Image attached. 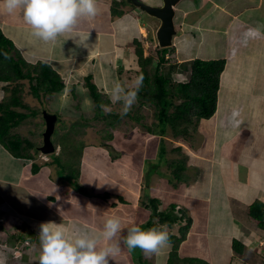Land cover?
Segmentation results:
<instances>
[{
	"label": "crops",
	"instance_id": "0c3cea01",
	"mask_svg": "<svg viewBox=\"0 0 264 264\" xmlns=\"http://www.w3.org/2000/svg\"><path fill=\"white\" fill-rule=\"evenodd\" d=\"M99 3L101 0H97V7ZM124 8L126 13L119 17L110 11L81 19V27L47 43L31 34L21 12L19 17L7 16L0 7V27L28 61L51 63L71 88H75V76L92 75L97 83L95 78L102 79L107 72V80L98 85L109 95L110 88L105 85L109 80L120 82L118 69L122 60L125 64L133 55L134 39L144 40L142 28L150 31V23H154H140L141 13ZM176 22L181 32L175 37L171 57L162 65L163 74L188 80L194 58H225L215 114L201 119L197 130L187 138L176 140L168 135L159 139L157 151L164 144L166 160L153 171L150 185L140 184L141 189L134 185L136 180L124 188L121 164H130L127 159L118 162L117 170L96 169L92 185H86L82 178L85 185L76 190L70 188L67 178L55 172L56 178L55 173L46 171L50 164L32 172L28 159L14 156L0 142V238L4 245L16 237L22 244H35L39 262L40 225L48 222L63 225L69 234L75 229L86 230L101 246L106 245L109 242L102 230L109 217L118 216L125 229L133 224L148 228L153 209L145 203V197L160 199V209L175 204L192 217L188 234L180 244L181 257L209 264H241L236 258H242V254L234 251L233 241L238 239L247 245L250 238L261 240L263 234L258 229L262 228L250 217L249 206L256 199L264 201V0H184L178 7ZM76 28L87 30L86 36L75 37ZM250 28H258L261 35L250 38L245 45L244 33ZM125 70L124 74H130L129 69ZM2 86L0 82V101ZM173 143L183 146L187 154L183 179L178 182L166 176L168 147ZM158 158L159 154L152 155L150 163H160ZM84 161L83 157L82 165ZM144 173L145 166L138 179ZM101 176L107 184H113L110 197H106L107 184L99 182ZM179 227L178 223L172 230L178 233ZM125 235L126 231L121 240ZM214 243L221 244L220 248L215 249ZM171 247L147 256L142 251L129 253L121 243L120 253L109 264H140V260L144 264H167ZM15 253L23 260L28 258L27 253Z\"/></svg>",
	"mask_w": 264,
	"mask_h": 264
},
{
	"label": "rangeland",
	"instance_id": "374dc122",
	"mask_svg": "<svg viewBox=\"0 0 264 264\" xmlns=\"http://www.w3.org/2000/svg\"><path fill=\"white\" fill-rule=\"evenodd\" d=\"M112 1L115 0H107L106 5L104 4L105 0H101V3H99L100 6H98V13L100 15L110 13L111 5L113 3ZM146 1H150V3L154 2L155 4L160 0ZM138 9L140 10V8ZM5 14L8 16V13L5 12ZM13 15L19 17L20 11L9 14V16ZM146 20L153 21L155 24H150V35L148 38H145L148 43L145 41L143 42L144 44H142L145 47L144 55L150 53V56L156 57L158 48L156 40L153 37V29L158 23V20L151 17L145 12L143 14V18L141 17L139 22L144 23ZM98 22L105 23L106 21L100 20ZM78 26L81 27L80 24H78L76 27ZM179 32H181V30H179ZM80 34H82V36H86L87 30L83 28H76V32L74 33L75 37L79 36ZM134 51L135 46L133 44V47L131 48V52L133 55H131L130 60L126 62L128 64L127 69H129L130 74H125V77L130 82L127 83L129 85H132L136 78L139 76V73L138 75H136V70H140V66L137 63V55ZM122 64L123 60L120 65ZM125 64H123V66ZM153 73L154 70L152 73H150V79L154 78ZM97 75H100V73H97ZM107 77L108 75L106 72L102 79L95 78L97 81V85H100V83L103 85L102 82H105L107 80ZM171 80L177 82V79L173 78ZM74 81L75 88H71V84H66L63 90L57 93L50 92L44 87L40 88L39 93H34L32 91V88L30 87V83L28 80L13 83L10 89H14L17 83H22V91H20L19 94L21 96V101L23 104L21 106H15L14 108H16L18 111L27 112L29 114L27 118L19 123V125L14 126L10 129V133L12 135L10 136L32 140L37 146L36 154L33 150H31V152L34 154L35 160L39 161L38 163L42 166L44 164L51 163L47 166L46 171H50V173L52 174L57 171L58 174L61 173L62 176L64 173H69L70 175H72L73 181L70 178L67 179L69 181L70 188L73 186V188L75 189V184H79L80 186L85 184L91 186L93 179L92 175L94 176L95 173L97 175L96 169L102 168L103 172L105 170H117L118 165L120 167V164H118V162H121L124 155H131L133 157L130 164H121V173L123 177L124 188L128 189L130 186V182L133 180L137 181L134 185L138 187V189H141V185H145V181L149 186L150 178L153 174V167L150 164V158L152 155L154 156L156 154H159V151H161V146L160 150L158 149L157 151L159 139H163L162 136L157 135L158 133L155 134L149 131L150 127L154 128L158 123L159 107L156 104V101L148 100V102H145L142 101L141 97L139 96L131 111L127 115L122 117L120 115L122 104H113L110 97L104 96V94H100L101 105H104L105 107H102L104 115L97 119L95 118V116L98 112V106L94 99L91 97L90 89L85 78L83 76H75ZM114 83L115 82H113L112 80H109V84L104 85L106 87L108 86L111 89ZM2 87L4 88V83ZM104 90L107 91L106 89ZM104 90L101 89L103 93ZM3 91L4 95L2 101L8 100L11 91L9 92L5 89H3ZM176 101L179 102V100ZM44 109L52 113H57L60 117L56 125L55 133L53 135L54 143L57 148L55 154L43 153L39 149V147L43 144V133L46 129V122L43 116ZM193 127L194 126H192L189 131L193 132ZM168 135L176 140L187 138V136L175 135L174 131L170 127L168 128L167 134H165L164 136ZM66 139L70 140L72 146H66ZM143 139L144 141H142ZM168 152L169 153L167 156H169L170 158L168 159L167 165L169 169L168 173L169 175H173L180 161L187 162V154L183 150V146L176 143H173L170 149L168 147ZM56 155H60L61 159L59 157H56ZM83 157L85 158V165H82ZM75 159L76 161L74 163L68 164L69 160ZM165 160L166 155L164 156L162 161ZM144 164H146L149 169L146 167V176H140L141 180H139L140 177L138 179V175L139 173H142V165ZM49 166L53 167H50L49 169ZM55 175V177L57 178L58 175L56 173ZM82 178L85 184L81 182ZM99 180L101 185L107 184L104 181L103 176H101ZM110 185L113 184H107L106 191L108 192H106V197H110L109 191L112 190V186ZM89 190L95 193L91 189ZM148 190L149 188H147V192H149ZM258 230L264 236L263 229ZM26 236H30L29 233H26ZM263 236H261V240L259 241H255L253 240V238H250L247 242V245L242 241L246 245L245 253L242 254V258L240 256L236 258L241 259L239 260L241 264H264ZM22 242L23 241H19V239L16 237V239H12L7 245H4L1 240L0 264H39L37 257L39 253L37 250L38 247L35 244H22ZM220 245L221 244L214 243L215 249L220 248ZM16 251L27 253V260H23L22 256H17V254L15 253ZM132 253L138 254L141 253V250L136 249ZM223 262L224 264H226L225 261ZM232 264H235V262L233 261Z\"/></svg>",
	"mask_w": 264,
	"mask_h": 264
},
{
	"label": "trees",
	"instance_id": "16d2710c",
	"mask_svg": "<svg viewBox=\"0 0 264 264\" xmlns=\"http://www.w3.org/2000/svg\"><path fill=\"white\" fill-rule=\"evenodd\" d=\"M122 4H127V2L125 0L113 1L112 11L115 15L123 13V10L119 9L122 7ZM135 41L137 42L136 53L140 66L139 76H143V84L138 93V98L140 96L142 101L145 102L155 100L159 107L158 123L156 127H150L149 131L164 136L170 127L177 136L191 135L193 132L189 131V129L192 126H194L193 131H196L198 122L203 118L212 117L217 110L221 75L225 69L226 60L195 59L192 63L190 80L187 82H174L164 77L160 71L161 63L165 61L166 48L160 49L159 61L157 62L156 57L145 56L141 42L137 39ZM5 54L9 57L8 59L5 58ZM153 70L154 78L150 79V73ZM25 80L29 81L34 93H39L41 87L50 92L57 93L62 91L66 86L62 75L50 63L45 61H37L36 63L28 61L15 41L7 36L0 27V82L4 83L6 91H11L9 99L0 102V142L16 157L34 158V154L31 152L33 150L35 154L37 153V146L34 142L30 139L11 137L10 133V129L19 125L29 114L14 108L15 106L23 105L19 94L22 91V83H17L14 89H10L13 83ZM85 80L90 89L91 97L97 103L98 112L95 118L98 119L104 115L100 94H104V96L108 95L101 91L93 81L92 75L87 76ZM176 100H179L180 103ZM65 143L67 147L72 146L69 139H66ZM165 154L166 149L164 144H162L161 151H159L160 157L158 158V162L160 163L152 165L153 171L157 170L160 164H162ZM56 157L60 158V155H56ZM123 158L129 162L133 159L131 155H124ZM76 159L69 160L68 164L74 163ZM185 169L186 162L180 161L173 175L167 173L168 175L166 176L171 182L181 181L184 174L183 170ZM39 170L40 165L34 163L33 172ZM63 176L73 181L72 175L69 173H64ZM75 187L77 189L81 188L79 184H76ZM144 200L153 209L147 226L152 227L158 222L160 224H167L168 228H171L169 229V235L172 247L167 264H209L194 257H181L179 255L180 244L186 238L193 221L192 217L184 209L179 210L175 204L170 205L169 209H160L161 201L157 197H145ZM176 210L178 211L177 213H175ZM249 215L258 227L264 229V201L256 199L249 206ZM178 223L180 227L179 232L176 233L172 229ZM233 249L236 253L243 254L245 253L246 245L242 241L235 239L233 241ZM140 264H144V262L140 260Z\"/></svg>",
	"mask_w": 264,
	"mask_h": 264
},
{
	"label": "clouds",
	"instance_id": "9594fccd",
	"mask_svg": "<svg viewBox=\"0 0 264 264\" xmlns=\"http://www.w3.org/2000/svg\"><path fill=\"white\" fill-rule=\"evenodd\" d=\"M117 1H123V0H117ZM125 1L127 2V4H122V7L119 8L123 10V13L121 15H115L113 13L112 5H111V12H112L111 14L116 17L122 16L124 13H126V10L124 8L126 6L129 7V9L135 12L136 14L141 13L143 15L146 12L148 15H150L146 10L142 9L140 6L133 4L129 0H125ZM142 1L148 2L146 0H142ZM182 1L184 0H181L179 4L175 7L176 9L175 25L177 29V34H175L173 38V44L168 47H161L159 45V41L157 38V30L161 25V20L155 16L150 15L151 17L156 18L158 20V23L155 25V28L153 29L154 31L153 37L156 40L157 48H158L156 54L157 62L159 61L160 49L166 48L164 55L165 61H163L160 66V71L163 76L164 74L162 71V65L165 62H167L171 57V54L173 52V47L175 46V37L178 35L180 30L178 28L176 21H177L178 7ZM148 3H150V1ZM150 4L161 6L163 4V0L156 2L155 4L154 2ZM0 7H2L3 10L6 11L8 14H13L17 11L22 12L23 21L27 25H29L32 29L31 34L37 39L46 43L56 41L59 36L63 35L66 32L72 31L78 25L81 19L84 18L92 19L98 14L99 11L97 7V0H0ZM138 8H140V10ZM140 19L141 17L139 18V20ZM142 29L145 30L142 31L143 33H145L144 34L146 36L145 38H148L151 30L149 31L144 27ZM260 35L261 32L258 28H250L244 33L243 43L246 45L250 38H257ZM136 39L139 40L141 44H144L143 42H145L146 39L145 40L139 38L134 39L133 41V44L135 46L134 52L137 55L136 53L137 42L135 41ZM142 46L145 51L144 45ZM145 56H150V53ZM5 58L6 59L9 58L7 54H5ZM195 59H202V58L197 57L194 58L192 61H190L191 75H192V63ZM219 59H225V58H219ZM206 60H212V59H206ZM137 61H138V56H137ZM124 67L126 68V70ZM127 67L128 66L126 65L123 66V64L120 66L121 69H118L119 71L118 78L120 82L116 81L113 84L112 88L110 89V99L112 103L122 104V108L120 111V115L122 117L127 115L131 111L133 105L137 102L138 93L143 84L142 75L138 76L132 85L127 84L130 83L125 77V74H127V72L125 74L123 73L124 70L127 71ZM138 73L139 70L137 69L136 75H138ZM87 76H85V78ZM190 78L188 80L177 79V82H187L190 80ZM63 79L65 78L63 77ZM65 83L69 84V82L67 83L66 80ZM104 93L106 92L104 91ZM101 107H105V106L101 105ZM56 151L52 153L55 154ZM19 158L28 159V162L30 163L29 166L31 167L32 172L34 168V163L39 164L38 163L39 161H36L35 157L34 158L19 157ZM150 164L153 165L152 163ZM39 165L41 169L42 165L41 164ZM144 166L145 164L142 165V169ZM59 174L61 177H63L61 173ZM144 175L146 176V168ZM146 186L148 185L147 182L145 181L144 187ZM75 189L78 190L76 187ZM0 200H3L2 196H0ZM1 203L2 202L0 201V205ZM0 215H1V211H0ZM125 231H126V235L123 237V240H121V236ZM102 232L104 239L109 242L108 244L103 246H101L98 243V239L96 237H93L86 230L75 229L71 234H69L68 230L65 229V227L61 224H56L55 222H48L41 224L38 234L40 246H41L39 264H109L110 260H113V258L120 253L121 243L126 245L129 253H132L136 249H139L147 256L157 254L159 253L160 250L170 246L171 244L169 229L167 224H160L158 222H156L154 226L148 228H143L138 224H133L132 226L125 229L122 225L121 219L118 216H113V217H109L105 221Z\"/></svg>",
	"mask_w": 264,
	"mask_h": 264
},
{
	"label": "water",
	"instance_id": "95a60500",
	"mask_svg": "<svg viewBox=\"0 0 264 264\" xmlns=\"http://www.w3.org/2000/svg\"><path fill=\"white\" fill-rule=\"evenodd\" d=\"M133 4L140 6L150 15L161 20V25L157 30V38L161 47H168L173 44V38L177 34L175 25V7L181 0H163L161 6L153 5L142 0H129ZM43 116L46 122V129L43 133V144L39 147L43 153H52L56 151V146L53 141V135L56 130V125L59 120L57 113H52L47 110L43 111Z\"/></svg>",
	"mask_w": 264,
	"mask_h": 264
},
{
	"label": "bare ground",
	"instance_id": "6f19581e",
	"mask_svg": "<svg viewBox=\"0 0 264 264\" xmlns=\"http://www.w3.org/2000/svg\"><path fill=\"white\" fill-rule=\"evenodd\" d=\"M105 49V48H104ZM110 51V50H109ZM100 56H104V55H102V54H99ZM76 57V56H75ZM107 56H105V58H106ZM213 119V118H212ZM214 120V119H213Z\"/></svg>",
	"mask_w": 264,
	"mask_h": 264
}]
</instances>
